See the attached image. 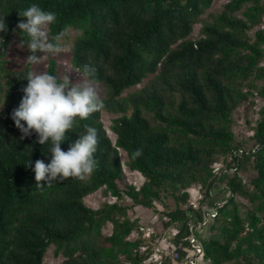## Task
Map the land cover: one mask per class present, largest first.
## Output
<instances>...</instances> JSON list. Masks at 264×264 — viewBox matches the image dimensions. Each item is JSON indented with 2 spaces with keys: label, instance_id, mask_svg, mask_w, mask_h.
<instances>
[{
  "label": "trees",
  "instance_id": "16d2710c",
  "mask_svg": "<svg viewBox=\"0 0 264 264\" xmlns=\"http://www.w3.org/2000/svg\"><path fill=\"white\" fill-rule=\"evenodd\" d=\"M213 1L0 0L7 22L0 30V264H45L51 245L63 256L59 264H143L156 234L142 236L138 230L145 222L130 216L129 206L118 201L123 195L161 213L165 230L180 222L171 239L184 248L191 220L203 219V206L190 204L188 188L200 184L201 205L207 202L219 188L212 169L218 159L236 169L220 177V192L227 188L230 194L201 233L211 257L206 264H264V27L250 33L264 23V0H229L212 19H201ZM32 2L57 13L48 26L50 38L61 30L68 36L70 27L79 30L72 64L84 74L85 64L93 66L86 77L107 87L100 108L76 117L61 142L67 149L94 127L95 168L40 186L27 161L49 162L51 142L41 144L34 131L23 135L11 117L33 67L12 66L7 57L15 35L24 39L16 25L26 17L19 11ZM199 20L201 36L192 38ZM57 65L51 57L47 72L59 77ZM151 74L144 86L124 94ZM257 96L263 104L253 126L247 119L253 129L247 147L234 131L233 113L252 107ZM103 110L116 114V141ZM121 149L128 167L145 177L139 188L125 181ZM246 164L256 170L250 180ZM101 187L116 200L94 208L85 197ZM238 194L251 201L244 211ZM166 195L175 200L171 209L165 208ZM107 222L113 224L109 234L103 232Z\"/></svg>",
  "mask_w": 264,
  "mask_h": 264
},
{
  "label": "clouds",
  "instance_id": "9594fccd",
  "mask_svg": "<svg viewBox=\"0 0 264 264\" xmlns=\"http://www.w3.org/2000/svg\"><path fill=\"white\" fill-rule=\"evenodd\" d=\"M19 15L26 17L18 20L16 27L24 37L20 44H26L31 50L26 57L29 65L38 64L46 52H60L67 47L66 30L50 38L48 26L56 21L55 11L45 10L32 2L20 10ZM6 29L7 22L3 15L0 16V30ZM38 51L43 54L38 55ZM83 69L87 75L95 71L88 64ZM24 77L28 82L22 88L23 95L18 106L11 111V117L23 135H31L34 131L41 144L51 142L49 162L42 158L27 161V165L34 170L37 186L44 184L41 181L48 183L66 177H82L92 172L96 166L93 154L97 145L94 127L88 126L87 131L80 134L67 149L61 147V142L66 138V130L73 129L76 117H87L100 108L102 101L95 84L89 79L77 81L68 77L61 80L47 71L28 70Z\"/></svg>",
  "mask_w": 264,
  "mask_h": 264
},
{
  "label": "rangeland",
  "instance_id": "374dc122",
  "mask_svg": "<svg viewBox=\"0 0 264 264\" xmlns=\"http://www.w3.org/2000/svg\"><path fill=\"white\" fill-rule=\"evenodd\" d=\"M227 1L229 0H214L212 5L209 8H207L205 12L201 15V19L203 20L212 19V14L222 10L224 4ZM202 24H203L202 20H199L198 22L194 24L193 30L191 33L192 38H198L199 36H201ZM259 27H264V23L261 25L255 26L250 31V33L254 34L255 30ZM48 30H49V27H48ZM79 33H80L79 30H77L76 28L70 27L68 31V36L66 37L67 47L64 48L60 52H46L44 54L42 52H38L37 53L38 55L43 54V56H42L41 61L38 64L32 65L33 71L34 72L48 71V65L50 62V58L55 57L58 62V65H57L58 75L62 80L68 77H70V79H73V80L75 79L77 81L81 79H88L86 75L79 68H76L73 66L72 60H71L73 42ZM20 41H21L20 37L15 35L7 51V57L9 59L10 64L16 67H22L27 63L26 57L31 51L30 49L27 48L26 44L21 45ZM153 77H154V74H151L150 76L145 78L143 82L125 90L124 94L132 90L141 88ZM93 83L96 86L99 97H104L107 92V87L102 83H95V82ZM262 104H263V100L257 96L255 98V104L252 107H249L246 109L244 106H241L240 108L235 110L233 113L234 131L237 137L241 139H245L247 147L251 146L252 144L249 138V135L253 133V129L247 123V119L251 121V125L253 126L256 123V119L259 116L258 109L260 108ZM115 115H116L115 113H111L107 110L102 111L103 121L113 141H116V133L113 131L111 126L113 123V117ZM121 156H122V161H123L124 170H125V181L128 183L134 184L139 188L145 181L144 175L140 171L133 170L128 167V165L126 164L127 155L124 149H121ZM244 171L246 173V179L248 180H250V178L256 174V170L252 165L246 164V168ZM198 185L199 184L192 185L191 190L196 191V186ZM219 195H221V193ZM190 197L191 199L197 198V197H192V196ZM237 199L239 200V202H241L240 205H241L242 211H244V208L246 206L252 205L249 198L244 195L238 194ZM115 200H116V197L113 194L105 193L104 187L99 188L98 190L88 194L85 197V201L89 205L93 206L94 208L101 207L106 201H115ZM118 201L129 206V214L131 217H135L137 214H141L142 215L140 216L141 220L143 222H148V223L153 222L156 227L157 232L161 233L165 231V228L163 226V218H162V215H160L161 213L160 214L157 213V211H154L150 207H145L142 205H133L132 200L126 195H123L122 197L118 198ZM163 202H166V204H168L167 206L165 205L166 209H171L175 206V200L171 195L169 196L166 195V197H164L163 199ZM203 203H205V201ZM112 226H113L112 222H107L105 226L103 227V232L106 234L111 233ZM136 235H137L136 231H133V233L131 234L132 237ZM62 260H63V256L55 255L54 245H51V247L48 249L44 257L45 264H59Z\"/></svg>",
  "mask_w": 264,
  "mask_h": 264
},
{
  "label": "built area",
  "instance_id": "2783aa9c",
  "mask_svg": "<svg viewBox=\"0 0 264 264\" xmlns=\"http://www.w3.org/2000/svg\"><path fill=\"white\" fill-rule=\"evenodd\" d=\"M212 169L214 174L217 175L218 177L217 184L219 186V188H217L216 190L211 191L210 193L211 195L207 199V202L209 201L212 202L215 199L213 203L205 202L204 204L201 205V200L202 198H204V193L202 190V186L200 184L196 186V191L191 190V186L188 188V191L190 192V196L197 197L193 199H191L190 197V204L194 208H200L201 206H203L202 207L203 219L199 220L198 222H196L195 219L191 220L193 225V230L186 238L188 240L187 246L181 248L180 243H176L173 241L169 246H164L162 244L163 241L162 232L161 233L157 232L153 222H151L152 224L148 222L140 224L138 231L142 233L143 237H151L153 236V234H156L153 240L154 250L152 254L144 261L143 264H151L152 262H155L156 264H163L165 258L167 257L178 259L180 264H206L207 262L211 261V257L205 254L201 233L205 225L217 215L219 207L223 205L228 195L230 194L227 188L223 189L224 193L220 192L224 184L222 181H220V177L225 172L228 171L233 172L236 169V167L235 166L226 167L224 161L218 159L213 162ZM220 193L221 195H219ZM189 214L193 215V212L191 211ZM179 223L180 222H176L174 226L175 233L178 231L177 226ZM172 228L173 227H170L169 229Z\"/></svg>",
  "mask_w": 264,
  "mask_h": 264
},
{
  "label": "crops",
  "instance_id": "0c3cea01",
  "mask_svg": "<svg viewBox=\"0 0 264 264\" xmlns=\"http://www.w3.org/2000/svg\"><path fill=\"white\" fill-rule=\"evenodd\" d=\"M136 216L140 217L142 215L141 214H137ZM153 219H155V218H153ZM174 231L175 230L172 228V229H168V230L162 232V235H163L162 244L164 246H169L172 243L171 237L175 234ZM166 264H180V263H179V260L178 259H174V258H171V257H167V263Z\"/></svg>",
  "mask_w": 264,
  "mask_h": 264
}]
</instances>
